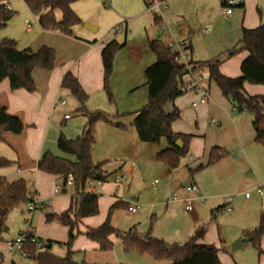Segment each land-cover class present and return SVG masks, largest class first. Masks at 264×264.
<instances>
[{
	"label": "crops",
	"instance_id": "crops-1",
	"mask_svg": "<svg viewBox=\"0 0 264 264\" xmlns=\"http://www.w3.org/2000/svg\"><path fill=\"white\" fill-rule=\"evenodd\" d=\"M79 2H74L72 6L82 18L83 23L72 27L73 35L43 29L39 22L40 15H35L32 12L37 25L34 27L31 24V27L27 28L25 36L16 35V31L9 26L11 20L0 31L1 38H14L20 49L37 51L47 45L53 47L57 52L56 65L53 70L34 69L35 91L31 92L23 88L13 90L9 79L0 83V110L6 107L10 114L21 117L26 124L25 130L21 134L7 132L3 140L0 141V156L15 162L10 167L0 169V177L5 176L11 181L24 178L29 190L38 197L42 206H47L48 209L57 213H63L70 208L75 195L74 184L73 182L69 184L66 193L61 192L59 188L62 181L61 175L41 171L37 168L36 163L47 151L73 159L72 155H67L59 149L58 138L62 132L70 139L77 138L82 135L88 121V116L79 110L81 104L73 98H71L72 104L75 109L79 110V114L70 115L69 119H65V115L70 114L63 108L68 102L62 99V95L70 90L62 86L66 73L72 72L85 89L88 94L86 106L89 111L100 110L111 117V122L99 121L96 124L94 162L108 161H97L94 158V153H98L101 145L109 146L117 154L122 153V148H125V153L141 155V152L137 151V146L141 147V144H137L139 137L133 121L137 112L148 102L149 93L145 70L156 61V55L150 48V41L159 38L166 43L172 40H187L193 46V60L205 62L220 54H225L229 49L237 46L244 27L256 28L264 22V0H244L243 5L236 7L231 14L226 13L222 8V0H166L162 8V24L156 22L154 17L149 15L144 0H127V3L123 5H118L117 0H112L113 10H109L108 13H116L121 20V27H115L117 23L103 27L102 16L98 13L97 5ZM6 3L9 9L14 10L12 4L8 1ZM82 6L85 13L78 11V8H82ZM193 11H196V15L193 14ZM55 15L58 20L62 19L61 10L57 9ZM207 16V19H203ZM218 16H224L223 25L218 24ZM92 17H97L96 22L92 21ZM126 17H130V21H127ZM168 21L177 23L175 26L169 24L171 30L165 32L162 26ZM88 22H92L95 27L88 29L84 26ZM135 25H139V29L134 31L133 26ZM212 25L215 31H213ZM121 31L125 35L119 38L118 34ZM212 31L214 34H211ZM113 39L121 42L124 40L126 45L115 59L111 82L114 101H110L107 99L109 96L105 90L102 52L106 44ZM248 56V51H241L232 57H225L220 64V71L229 77L241 76L243 74L241 64ZM200 66L203 72L209 73L207 66ZM209 87L211 99L206 104L194 106L193 102L198 99V96L195 92L188 91L174 102L166 105L167 112H172L175 108L180 110L181 118L173 123V130L177 133L192 135L190 152L181 159L177 168H170L172 180L170 191L165 199L158 200L155 197L150 204H143L138 212L142 209L146 210L147 219L144 221L137 218L131 220L129 222L130 230L136 228L140 232L139 228H146L152 216L157 215V208L160 206L165 207L162 215L165 213L171 215L182 201L190 214L189 221H186L185 224H173L170 228L166 226L165 233L161 231V227H155L153 235L169 244H181L178 242L179 239L192 237L195 231L207 222L205 221L207 219H205V215L197 212L195 202L193 204L194 200L189 194L196 193L197 197L195 198L205 202L206 198L205 195H201L203 190L193 178L184 175L178 179L181 174L179 171L184 166L191 171L200 165H207L211 150L215 146L229 149L228 155L212 166L215 184L226 189V187L230 188L239 183L237 188H241L242 183L251 182L256 178V183L253 184L256 192L257 186L261 184L264 186V182L261 180L264 178V148L255 144L257 142L253 116L248 112H238L233 102L223 94L221 88L214 81H211ZM245 88L250 95H264V85L247 82ZM61 100H65L66 103L61 104ZM63 111L65 113L61 116ZM116 122L123 123L124 127L117 126ZM160 143H162L163 149L168 147L167 141ZM57 148L61 152H58ZM117 158L120 159L121 156ZM206 160L207 162H205ZM199 161L202 163L197 165ZM104 169L107 177L103 183L95 185V192L100 194V212L82 219L78 228L82 232L104 223L114 203L129 204L133 202V195L129 194V189L133 186L134 177L130 176L125 184L120 185L115 182L117 175H127L125 165L117 166L114 171L108 169L106 165ZM135 171L136 167L133 163L130 166L129 174L133 175ZM191 174L193 175L192 171ZM189 183L195 184L198 190L189 192L186 189V185ZM182 188L186 190L182 191ZM237 188L234 190H238ZM177 189L184 193L182 197L178 194ZM175 193L179 195L177 200L173 198ZM233 201L234 197L231 202ZM231 202L226 203L225 201V204H222L224 205L223 209L227 210V207H231ZM188 203L193 205L192 210L186 208ZM121 208L127 211L126 207ZM119 209L113 212L112 223L116 228L126 231L118 218ZM253 209L248 210L245 214L237 215L239 217L238 227L231 237L228 235L226 237V234L221 232L217 222H209L204 236L198 240V243L217 246L218 255L223 264L225 262L226 264H264V237L261 253L256 249L258 254L251 248L250 253L244 250L238 253L232 252L242 249L248 240L235 249L229 246L239 238L245 237L246 230H253L259 225L258 213L262 214L264 211V202L260 207L253 206ZM230 211H233V208ZM31 213V221L24 231L32 232L38 239L54 242L51 245L52 250L56 247V242L66 243L68 241V226L58 222H47L43 209L37 208ZM140 233L146 234L145 231ZM175 236L178 237L175 238ZM172 238H175L174 243H170ZM110 239L114 242V248L103 250L98 242L91 240L85 234L78 235L72 247L74 259L86 264H170L169 260L163 262L165 260H156L153 257L152 260L148 258L149 255L126 252L123 240L116 235L110 236ZM13 241L8 244L0 242V253L4 255L5 260H10L9 250ZM65 253L64 248H59L58 254ZM229 254H233L232 258Z\"/></svg>",
	"mask_w": 264,
	"mask_h": 264
},
{
	"label": "trees",
	"instance_id": "trees-1",
	"mask_svg": "<svg viewBox=\"0 0 264 264\" xmlns=\"http://www.w3.org/2000/svg\"><path fill=\"white\" fill-rule=\"evenodd\" d=\"M7 0H0V31L15 16V11L8 8ZM31 12L40 15L39 22L43 29L59 31L73 35L72 27L82 24V18L73 9V3L79 0H24ZM166 1V0H161ZM147 8H150L154 0H144ZM62 11V19L58 20L55 11ZM154 19L162 24V18L156 14ZM126 42L113 39L103 49V63L105 68V90L110 101H114L111 88L114 64L117 54L125 47ZM150 48L156 55V61L145 70L148 85V102L137 112L133 124L142 142L160 143L165 139L168 147L157 153L159 160L165 161L170 168L175 169L180 165L183 157L190 152V140L192 135L177 133L173 130V123L181 118V112L175 108L167 112L165 107L174 102L186 92L184 86V66L175 59V53L168 43L162 39L150 41ZM193 53V46L190 43ZM241 51H248L249 56L242 62V75L229 77L220 71V64L228 57H232ZM57 52L53 47L44 45L37 51L20 49L17 41L10 37H0V83L5 79L10 80L11 88L36 90L33 71L36 68L53 70L56 65ZM198 65L207 66L211 80L218 84L223 94L229 98L238 112H250L253 115V125L256 131V141L264 145V95H250L246 92L245 84L264 85V22L256 28H243L242 37L238 45L229 49L225 54L205 61L195 62ZM62 86L68 88L81 102L79 110L88 116L82 135L75 139L68 138L63 132L58 138V147L61 151L75 156V159L62 157L47 151L37 161V168L54 175H61L60 191L66 193L71 182L74 184L75 195L70 208L57 213L40 206L44 210L47 222H58L69 227V239L66 243L56 242V245L66 250L65 255H59L52 251L54 242L38 239L33 242L35 236L30 231H22L19 235L25 237L23 250L35 261V264H86L77 262L73 257V244L77 236L85 234L88 238L100 244L103 250H112L114 242L110 236L116 235L123 240L124 249L128 252H137L149 255L156 260H169L170 264H223L213 244H201L198 240L206 232L205 226H200L194 235L185 244H169L165 240L152 234L151 227L146 234L139 233L136 228L122 231L112 223V214L115 210L128 206V203L116 202L109 211L108 217L98 227L89 228L86 232L80 231L79 225L83 218L99 214L100 194L90 190V180H105L107 177L104 169L106 162H94L93 149L96 143L95 127L99 121L111 122V117L103 111L91 112L87 109L88 94L82 87L78 78L72 73L65 74ZM124 127L121 122L115 123ZM26 124L21 117L12 115L6 107L0 110V141L7 132L21 134ZM183 141L180 146L176 142ZM227 151L215 146L212 148L207 165H213L227 156ZM15 162L0 156V169L10 167ZM205 165H200L191 170L196 173ZM73 176V181L70 176ZM33 194L24 178L9 180L5 176L0 177V242L5 241V227L12 210L19 205L28 203L33 199ZM224 205L212 209V218L217 212L223 210ZM245 237L261 253L262 239L264 237V211L261 214L259 225L253 230H246ZM40 242V243H39ZM50 243V246H47ZM4 255L0 253V264ZM14 264V263H13Z\"/></svg>",
	"mask_w": 264,
	"mask_h": 264
},
{
	"label": "rangeland",
	"instance_id": "rangeland-1",
	"mask_svg": "<svg viewBox=\"0 0 264 264\" xmlns=\"http://www.w3.org/2000/svg\"><path fill=\"white\" fill-rule=\"evenodd\" d=\"M10 4L14 6L15 16L11 19L9 22V26L16 31V35H21L22 37L26 35L27 28L33 24L34 27L37 25V21L35 17L31 14V10L27 6L24 0H7ZM80 2H86L87 3H93L94 6L98 9V13L102 16V25L103 27H109L113 24L117 23L115 27H118L121 25V20L119 17H117L116 13L109 14V10H113V3L112 0H79ZM79 2V3H80ZM109 2L110 4L107 6L106 3ZM127 0H117L118 5L126 4ZM84 4V3H81ZM224 9V7L222 6ZM225 10V9H224ZM60 11V10H59ZM78 11H82L85 13V9L80 7L78 8ZM149 15H153L152 12L148 11ZM109 14V15H107ZM193 14L196 15V11H193ZM207 17H203V19H207ZM92 21L96 22L97 17H92ZM127 21H130V17L125 18ZM225 22L224 16H218V24L223 25ZM93 25L92 22H88ZM177 22L171 23V22H165V25H171L175 26ZM209 23V22H208ZM86 26V25H84ZM121 27V26H120ZM119 28V27H118ZM212 28L214 29L213 25ZM73 29V28H72ZM139 29V25L133 26V30ZM123 31V29H122ZM118 34V37L121 38L125 35V33ZM215 31V29L213 30ZM212 31V32H213ZM211 34H214V32ZM204 33V32H203ZM210 34V33H208ZM124 42V40H122ZM118 55V54H117ZM207 71V70H206ZM252 84V83H251ZM69 92V93H68ZM64 93L62 95V99H65L68 103L67 105H64L66 112H69L70 115L75 116L79 114V110L75 109V107L72 104V99L77 100L79 104L81 102L79 99L72 93L71 90ZM107 99H109L107 97ZM65 112H62V115ZM247 113V112H246ZM252 115V113L248 112ZM253 116V115H252ZM254 126V125H253ZM255 129V128H254ZM256 132V131H255ZM161 142H166L165 139H162ZM261 148H264V145L256 141ZM137 144H141V147L137 146V151L141 152V155L137 154H128L125 153V148H122V153L117 154L114 152L109 146L101 145V148L99 149L98 153H94V158L98 161L108 160L106 162V166L111 171H114L117 166L120 167L121 165H125V170L127 171V177L128 179L130 176L134 177V183L133 186L129 189V194L133 195V201L138 200L139 203L142 205L150 204V202L156 198L158 200L165 199V196L168 195L170 191V183L172 180L171 176V170L170 166L162 160H159L157 158V153L162 150L163 146L162 143H147L142 142L138 139ZM58 152L59 149H56ZM227 153H229V149H225ZM68 155V154H67ZM118 156H121V158H117ZM72 158L75 159V156L72 155ZM207 162V160L205 161ZM134 163L136 167L135 173L132 175L129 174L130 166H132ZM202 161L197 162V165H200ZM214 165V164H213ZM213 165H205L207 167H204L202 170L191 174V171L187 169L185 166L180 169L179 172H181L180 177L178 179H181L184 175L190 176V178H193L197 184H199V187L201 190H203L201 195H205L206 202L202 201L201 199H197L196 193H190L189 196L193 198V204L195 202V208L198 213H201L205 215V222L203 226L206 227L209 224V222H217L218 226L220 227V230L222 233L226 234L229 237L233 235L236 228L238 227L239 217L237 215L245 214L248 210H254L253 206H261L264 202V196L259 195L256 190L253 188V184L256 183V178L253 179L251 182L246 181L241 184V188H237L238 184L232 185L230 188H223L219 184H215V175L214 171L212 169ZM172 173L175 174L174 171ZM264 177V176H263ZM158 180V183H155V181ZM264 182V178L261 179ZM240 187V186H239ZM237 188L238 190H234ZM185 188H182V191ZM178 190V189H177ZM186 190V189H185ZM181 190H178V194L182 197L184 193ZM187 192V191H186ZM230 192V193H229ZM251 192V196L247 198L246 193ZM133 193V194H132ZM226 195V196H225ZM227 196H233L234 201L231 202V207L233 208V211H227L225 209L217 212V218H212V209L214 207L221 206L222 204H225V197ZM145 201V202H144ZM202 204V205H201ZM199 205H201L199 207ZM163 209V210H162ZM162 211H165V207L162 206L157 208V215L153 219V225H152V234L154 232L155 227H161V231L165 233V227L168 226L170 228L173 224H185L186 221H189L190 214L185 209V204L180 201L179 205L175 208L174 212L171 215H167L165 213L162 215ZM118 218L121 221V225L124 228V230L129 231L130 226L129 222L134 219H140L141 221H144L147 219V212L146 210L142 209L138 213H129L126 211V209L121 208L118 210ZM259 221L261 217V213H258ZM32 213L28 209V205L23 204L19 205L18 207L14 208L9 216L8 219V231H5V241L8 244V242H11L12 240H16L19 236L20 232L24 231L27 227L29 222L31 221ZM151 219L148 222V225H146V228H139V231H145L147 233L151 227ZM145 229V230H144ZM139 232V233H140ZM178 236H175L177 238ZM175 238H172L173 240L170 243H174ZM191 238V237H190ZM188 237H183L179 239V243L185 244L189 241ZM230 248H232V244L229 245ZM249 246V247H247ZM59 248L58 245L53 248V252L58 254ZM250 248L256 254H258L256 248L251 242H247L242 249H237L236 251H232L233 253H238L239 251H247L250 253ZM126 251V250H125ZM66 252V250H65ZM128 252V251H126ZM60 255V254H59ZM65 255V254H62ZM230 256L233 254H229ZM151 258L152 257H149ZM232 258V256L230 257ZM5 259V258H4ZM153 260V259H152ZM20 264H29V260L27 259H18ZM163 262H167L166 260ZM226 264V262L224 263Z\"/></svg>",
	"mask_w": 264,
	"mask_h": 264
},
{
	"label": "built area",
	"instance_id": "built-area-1",
	"mask_svg": "<svg viewBox=\"0 0 264 264\" xmlns=\"http://www.w3.org/2000/svg\"><path fill=\"white\" fill-rule=\"evenodd\" d=\"M223 1V7L226 11V13L231 14L233 10L236 7H240L243 5L244 0H222ZM106 5H109V2L106 3ZM165 5V1L161 0H154V3L148 10L152 12L153 14H156L160 17H162V8ZM180 26V24H179ZM31 27V25L29 26ZM163 30L165 32L170 31L171 27L170 25H163ZM160 39V38H159ZM171 50L175 53V59L176 61L184 66V86L182 87V90L185 92L193 91L198 96V99L193 102L194 106H198L201 104H206L211 99V92H210V83H211V77L209 73L203 72L201 69V66L194 63V60L192 58V52L190 49V42L187 40H172L168 43ZM65 100H61V104H65ZM70 114L65 115V119H69ZM73 176H70V180L73 181ZM128 177L125 174H119L115 178V182L117 184H125L127 182ZM104 180H90L89 181V187L90 190L95 192V185L96 183H103ZM155 183H158V180L155 181ZM186 189L189 192H194L198 190L197 186L193 183H189L186 185ZM257 192L260 195H264V186L263 184L257 186ZM251 196L250 192L246 193V197L249 198ZM173 198L175 200L179 199V195L175 193L173 195ZM233 200V196H227L225 197L226 203H230ZM28 209L30 212H33L37 208H39L42 205V202L38 199L36 195H33V199L27 203ZM142 208V204L138 202V200H135L128 204L127 211L129 213H136ZM186 208L188 210L193 209V205L191 203H188L186 205ZM231 207H227V210H231ZM33 242H37L38 238L36 236H33L31 238ZM25 241V237L23 235H19L16 240H14L10 244V250H9V258L10 260H3L1 264H19L18 259L20 257L29 260V264H35V261L32 260L23 250V244ZM40 243V242H39Z\"/></svg>",
	"mask_w": 264,
	"mask_h": 264
},
{
	"label": "water",
	"instance_id": "water-1",
	"mask_svg": "<svg viewBox=\"0 0 264 264\" xmlns=\"http://www.w3.org/2000/svg\"><path fill=\"white\" fill-rule=\"evenodd\" d=\"M86 27L88 29H92L94 28L95 26H93L92 24L90 23H86L85 24ZM178 145L182 146L183 145V141L181 139H178L177 142H176ZM8 226L5 227V231H8ZM248 238L247 237H242V238H239L238 240H236V242L234 244H232V248L235 249L237 248L238 246H240L243 242L247 241ZM47 246H50V243L47 245Z\"/></svg>",
	"mask_w": 264,
	"mask_h": 264
}]
</instances>
